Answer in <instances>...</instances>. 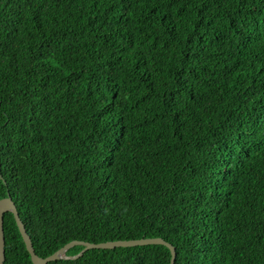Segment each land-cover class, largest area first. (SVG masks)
Wrapping results in <instances>:
<instances>
[{"label": "trees", "instance_id": "1", "mask_svg": "<svg viewBox=\"0 0 264 264\" xmlns=\"http://www.w3.org/2000/svg\"><path fill=\"white\" fill-rule=\"evenodd\" d=\"M7 195L40 258L264 264V0H0Z\"/></svg>", "mask_w": 264, "mask_h": 264}, {"label": "water", "instance_id": "2", "mask_svg": "<svg viewBox=\"0 0 264 264\" xmlns=\"http://www.w3.org/2000/svg\"><path fill=\"white\" fill-rule=\"evenodd\" d=\"M6 212L12 213L15 223L17 225L18 231L25 245L26 251L28 252L30 256V261L32 264H47L48 262H52V261H56L60 259L76 258L80 256L85 250H88V249H114L118 247H134V246L158 245V244L164 245L169 249L170 256H171L170 264H174V260H175L174 247L166 243L165 241H163L161 238H142V239H137V240L110 241V242H104V243H98V244L72 241V242L65 244L63 247L58 249L53 254L45 258H40L34 253L30 238L27 235L24 225L18 216L14 203L12 202L10 196L8 195L6 198L0 200V264H3V261H4V236H3L2 218H3V214ZM77 244L82 245L83 249L76 256H72V257L66 256L65 255L66 250Z\"/></svg>", "mask_w": 264, "mask_h": 264}]
</instances>
